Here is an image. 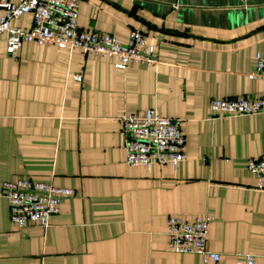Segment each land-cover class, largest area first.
<instances>
[{"label":"crops","instance_id":"0c3cea01","mask_svg":"<svg viewBox=\"0 0 264 264\" xmlns=\"http://www.w3.org/2000/svg\"><path fill=\"white\" fill-rule=\"evenodd\" d=\"M4 11L0 9V18ZM31 15L11 22L29 28ZM79 26L128 44L138 30L156 66L0 35V264H201L168 250L170 216L212 217L222 264H264V192L247 170L264 154V113L213 115V99L264 97V0H81ZM76 75L82 80L77 81ZM154 109L179 121L187 160L126 162L121 118ZM75 190L43 228L10 219L3 184Z\"/></svg>","mask_w":264,"mask_h":264},{"label":"built area","instance_id":"2783aa9c","mask_svg":"<svg viewBox=\"0 0 264 264\" xmlns=\"http://www.w3.org/2000/svg\"><path fill=\"white\" fill-rule=\"evenodd\" d=\"M80 1L0 0V9L4 11L0 18V35L6 36L7 53L17 56L25 43L49 44L81 50L84 54L116 58L121 69L129 63L159 64L156 47L147 42V35L141 31L133 30L128 44H123L111 34L82 30L79 26ZM24 15L32 16L31 27L11 25L13 20ZM249 77H264V54L256 55V69ZM75 79L81 81L82 76L76 75ZM209 108L217 116L258 115L264 113V97L213 99ZM121 121L129 166L150 169L154 165L172 164L177 167L187 160V142L178 120L162 117L151 109L144 115H125ZM246 167L256 179L255 190L264 192V154L257 160H249ZM75 194L73 189L32 180L3 184L10 219L19 228L31 224L49 227L52 218L59 214L62 201ZM211 222L212 217L208 215L195 216L192 220L170 216L166 232L168 250L175 254L198 255L201 264H222L220 254L209 248ZM234 264H256V257L243 254Z\"/></svg>","mask_w":264,"mask_h":264}]
</instances>
